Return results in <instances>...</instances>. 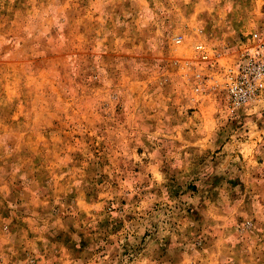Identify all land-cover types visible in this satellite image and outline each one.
<instances>
[{
    "label": "rangeland",
    "instance_id": "obj_1",
    "mask_svg": "<svg viewBox=\"0 0 264 264\" xmlns=\"http://www.w3.org/2000/svg\"><path fill=\"white\" fill-rule=\"evenodd\" d=\"M254 32L264 0H0V264H264V92L182 62Z\"/></svg>",
    "mask_w": 264,
    "mask_h": 264
},
{
    "label": "built area",
    "instance_id": "obj_2",
    "mask_svg": "<svg viewBox=\"0 0 264 264\" xmlns=\"http://www.w3.org/2000/svg\"><path fill=\"white\" fill-rule=\"evenodd\" d=\"M182 41L181 37H176L173 42L182 46ZM221 59V55L212 48L196 42L191 46L187 60L182 59V62L205 71L206 74L197 73V78L205 75L211 82L209 86L224 95L230 108L245 105L263 94L264 39L258 33H250L240 42L235 53Z\"/></svg>",
    "mask_w": 264,
    "mask_h": 264
}]
</instances>
